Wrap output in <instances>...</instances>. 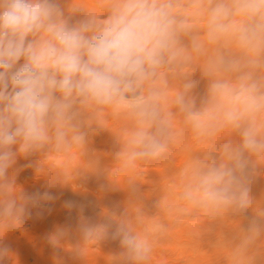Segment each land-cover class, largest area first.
<instances>
[{
  "label": "rangeland",
  "instance_id": "obj_1",
  "mask_svg": "<svg viewBox=\"0 0 264 264\" xmlns=\"http://www.w3.org/2000/svg\"><path fill=\"white\" fill-rule=\"evenodd\" d=\"M61 2L74 19L101 22L116 0ZM170 2L186 27L176 47L187 59L159 69L142 88L144 95L161 93L159 122L147 130L165 148L131 158L140 151L130 140L141 124L125 102L80 108L75 123L82 141L73 140L71 130L58 141L53 128L42 146L17 149L14 165L0 178V205L11 199L22 204L25 194L44 191L56 198L43 209L28 205L22 220L0 216L6 249L0 264H264V149L245 151L247 207L207 202L200 188L210 166L232 163L225 146L239 147L244 128L264 142V110L244 113L239 128L225 118L244 111L245 96H237L242 88L255 82L264 94V47H242L232 35L209 39V9L220 0ZM232 22L251 21L235 16ZM217 83L226 87L214 91ZM183 92L201 114L203 134L176 102ZM125 234L143 246L139 253L123 243Z\"/></svg>",
  "mask_w": 264,
  "mask_h": 264
},
{
  "label": "clouds",
  "instance_id": "obj_2",
  "mask_svg": "<svg viewBox=\"0 0 264 264\" xmlns=\"http://www.w3.org/2000/svg\"><path fill=\"white\" fill-rule=\"evenodd\" d=\"M170 0H116L110 13L95 18L74 19L66 14L61 0H0V178L7 176L20 151L42 146L54 128L56 139L73 132L82 141L75 121L79 109L127 102L139 117L141 127L130 140L140 149L136 156H155L165 144L147 129L159 122V90L142 94L146 81L157 77L159 69L173 66L182 57L178 33L186 30L172 15ZM235 16L250 23L236 25ZM209 39L232 35L242 47H264V0H224L208 13ZM21 61H23L21 63ZM192 83L185 84L190 90ZM214 84L213 90L224 89ZM245 96L243 112L229 111L226 121L240 127L244 113L264 110V94L255 82L237 94ZM194 129L206 131L201 114L192 110L186 92L176 97ZM162 123V122H160ZM242 143L225 146L231 164H213L202 174L200 188L205 201L243 209L249 204L245 151L264 149L252 127L241 131ZM16 146V151L13 147ZM56 197L48 192L25 194L24 203L11 199L0 205V216L22 220L28 205L43 209ZM119 234V233H117ZM123 243L139 253L142 245L124 235ZM6 249L0 246V254Z\"/></svg>",
  "mask_w": 264,
  "mask_h": 264
},
{
  "label": "bare ground",
  "instance_id": "obj_3",
  "mask_svg": "<svg viewBox=\"0 0 264 264\" xmlns=\"http://www.w3.org/2000/svg\"><path fill=\"white\" fill-rule=\"evenodd\" d=\"M253 255V254H252Z\"/></svg>",
  "mask_w": 264,
  "mask_h": 264
}]
</instances>
